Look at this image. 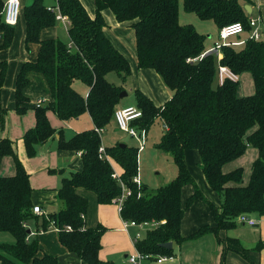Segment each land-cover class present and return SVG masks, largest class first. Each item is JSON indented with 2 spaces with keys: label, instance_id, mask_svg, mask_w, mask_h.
<instances>
[{
  "label": "trees",
  "instance_id": "obj_1",
  "mask_svg": "<svg viewBox=\"0 0 264 264\" xmlns=\"http://www.w3.org/2000/svg\"><path fill=\"white\" fill-rule=\"evenodd\" d=\"M44 2L34 0L25 9L26 41L39 43L40 49L37 60L26 61L18 73L17 111L22 114L27 109L29 100L24 89L30 71L45 76L52 100L35 106L36 124L23 136L26 151L29 156L36 155L38 145L56 134L48 117L49 109L64 121L88 112L94 127L70 138L65 137L63 130L58 131V147L81 151L83 168L68 175L64 169L52 170L63 174L56 195L59 207L41 215L33 210L30 174L13 141L0 140V167L7 155H11L16 164L14 174L0 173V232L11 233L15 239L13 243L0 244L1 264H62L52 253L39 254L38 233L52 228L58 230L60 243L88 264H115L100 258L106 228L86 225L88 199L79 193L80 189L91 190L102 204L118 202L122 187L112 176L115 171L112 162L122 167L120 176L133 191L124 199L122 216L138 222H157V226L147 229L137 242L142 253L171 256L173 250L162 244L181 242L185 238L181 233L185 214L182 193L187 185H192L194 192L186 206L201 199L210 206L216 220V225L203 226L188 236L190 238L233 228L239 224L238 217L242 214L264 217V39L248 37L239 45L230 40L231 44L222 48L223 58L219 63L217 51L202 56L208 50L207 36L180 22V0H95L94 17L81 0H58L61 12L71 21L70 45L60 39L41 38L42 30L57 21L56 12ZM4 5L5 0H0L3 38L0 49L10 46L15 29L4 21ZM183 5L187 12L196 13L202 20H213L219 28L241 21L248 32L251 29L248 14L239 0H183ZM106 9L112 10L119 22L132 25L138 66L157 71L172 93L165 104L158 105L142 90H135L136 104L143 115L133 120L132 125L148 128L161 117L167 130L157 147L173 156L178 169L173 179L156 188L134 182L139 168V146L117 143L104 146L105 152L100 151L102 130L115 120L122 100L120 93L125 90L132 71L128 57L104 30ZM219 64L239 75L250 73L254 93L240 96V81L227 79L220 85ZM7 69V62L0 60L2 124L5 116L1 91ZM111 73H116L122 84L109 81ZM75 80L89 86L87 96L74 88ZM249 146L257 148L258 157L252 164L249 182L243 185V167L225 172L224 166L244 155ZM187 149L198 152L199 165L211 188L219 194L220 206L204 194L192 176L186 161ZM30 227H34V233L28 231Z\"/></svg>",
  "mask_w": 264,
  "mask_h": 264
},
{
  "label": "crops",
  "instance_id": "obj_2",
  "mask_svg": "<svg viewBox=\"0 0 264 264\" xmlns=\"http://www.w3.org/2000/svg\"><path fill=\"white\" fill-rule=\"evenodd\" d=\"M33 1L34 0H22V12H21L20 20L17 26L13 25L15 28L14 29L15 37L13 36V41L9 47L0 49V60L6 61L7 66H8L9 61L11 62V59L15 58L16 54H19V65H18L17 71L14 74V78L12 81H9V78H7L6 80V76H5L4 85L1 91V106H2V109L4 110L5 119H4V124H2L1 118H0V140L3 138H10L14 143V147H15V150L19 158L24 161L28 153L26 154L27 151H26L23 137L19 138V136H22V135L24 136L25 132L28 129L35 126L36 124L35 106L37 105L38 101L42 100V104L46 105L52 100V92L49 88V85H48V82L45 76L42 73H39L36 71H30L28 73L30 88H27L26 86L24 89V94L29 100L26 102L27 109L22 114L17 111L16 82H17L18 73L20 72L22 65L26 61H36L37 60L39 49H40L39 43L37 42L27 43L26 41V30H27L26 22L27 21H26V16H25V9L28 6H30L33 3ZM239 1L241 5L245 8L249 18L251 17L257 18L259 16L262 17L263 19L262 31H263L264 29V14H263L264 13V0H239ZM81 2L86 7L88 13L92 17H94L96 13L95 0H81ZM57 3H58V0H45L44 2V4L48 6V8L51 6L53 7L56 6ZM246 5H249L251 7V11H248L246 9ZM55 12H56L57 21L53 26L46 27L42 30L41 32L42 39H50V38L60 39L58 37L59 30L67 29V31H69V28L71 25L70 19L69 18H66L65 20L59 19L57 17L58 11L55 10ZM111 12L113 11L110 9H106L103 12L106 23H107V25L104 28L105 32L110 37L114 45L117 48H119L128 57V59L131 62V67L132 65L138 66L136 49L135 51L129 52L128 51L129 49L127 47V44L125 43V40H123L121 37H116L118 36L117 34L114 35L115 33H117V29L128 28L132 32L134 31V29L129 22H119L116 18V15L111 14ZM108 14L113 15L111 16V19H110L111 21L107 20L106 15ZM254 15H256L257 17H255ZM202 23H203L202 25L203 30L201 29V31L199 32L207 36L206 45H207V48L209 49L218 40L219 31L221 28H219L213 20H203ZM212 23L216 25L215 27L218 33L216 37L213 34H211L212 32L210 31L211 25H213ZM19 32L22 34V36L20 35L21 36L20 39H19ZM135 39H136V36H135ZM19 40H21L20 44H19ZM2 43H3V38L0 34V44ZM69 44L72 45L71 38H70ZM10 49L12 53L7 54V52ZM15 50L17 52H15ZM131 58H133V60ZM138 68L146 69V68H140L139 66ZM244 75H250L252 79V75L250 73L245 72L241 74L240 77ZM139 77H142L143 80H146V79L151 80L152 82H154L155 85L156 84L161 85L160 84L161 82H159L155 78V76H152V79H150V77L147 76L146 72H141L139 74ZM78 81L81 82L79 85V88L77 87ZM45 84L48 85L47 86L49 89L48 93L45 95H39L34 98L32 93H35L37 95L38 92L44 88ZM134 84L135 85L132 86L134 90V94H135L136 89H140L144 93H146L149 97H151L153 101L158 105L165 104L172 96V93L169 90L168 97L165 98V102L161 104L163 100L156 101L155 99L156 96L153 94V93L156 94V92H158L157 87H156V91L155 90L150 91L149 89H146L145 87L144 88L146 90H143L141 85H139V83H134ZM162 85H164V82H162ZM73 86L76 90H78L84 96H87L89 92V86L86 85L84 82H82L81 80H75L73 82ZM124 86L127 88L126 84ZM166 88L168 87L166 86ZM253 88H255V86H253ZM242 89L243 87L241 86V84H239L238 94L240 96L249 94V93H246ZM126 96H128V93ZM124 97L121 100L120 106L118 108L124 107V106H137L136 96L133 100H127V101L125 100ZM27 110H30L29 113H26ZM52 110L53 109L48 110V117H49V120L52 126L56 128L57 132L54 135V137L49 139L47 142L41 145H38L37 153H36L37 155H40V154L43 155L44 153H46L45 152L46 145L51 140L55 141L54 146L58 147V139H59L58 131L60 130H63V133L66 138H70L80 131L94 127L93 119L88 112L84 113L78 118H74L70 121H64L58 117V115L56 114L54 110L53 111ZM51 112H54L55 114L53 115L57 116V120L59 121V126L54 124L53 121L50 119ZM157 119H159V117ZM65 125H67L68 128H65L66 127ZM150 126L146 128L147 132ZM164 127L166 131L167 127L165 123H164ZM15 128L17 131H19L17 139L14 138L15 137L14 134H16L14 133ZM68 129L72 131L71 133L66 134V130ZM119 129L120 128L118 127L115 120H113L111 124L107 125L102 130V145L108 146V145H113L117 143L129 144L128 142L124 140L123 138L124 135L120 133ZM164 133L165 132H163V134ZM134 143L137 144V146H139V143L137 140ZM250 150H253L252 154L254 156V159H253V162H254L255 159L258 157V150L257 148L253 146H249L244 155H242L240 158L224 166L225 172L232 171L233 169H236L238 167H243L244 174H243V180L241 183L243 185H246L249 182L251 172H252L251 171L252 167H251V170L249 169L248 171H246V167L242 165L244 164V162H242L243 158L246 157L245 156L246 153ZM63 151H65L63 152L64 154L68 155V158H69L68 162L73 157H76L77 160L75 161V163L69 164L68 168L66 167L67 169L64 166L60 165L62 167H59L58 170L64 169V173L68 175L69 172L81 170L83 168V158L81 155V151H71V150H63ZM199 160L200 158L198 154V163H199ZM112 164L115 168V171L120 175L122 171V167L118 163L112 162ZM27 165H28L27 169H31V165L29 163H27ZM15 169H16V164H15L14 158L11 155L5 156L1 162L0 173L2 175H11L15 173ZM53 169H56V168H53ZM28 172L30 174V171ZM58 173L63 178V174L60 172ZM205 179H206V176H205ZM205 182L207 183V185L205 186V188H203L204 191L202 189L201 190L217 206H220L221 199H220L219 194L211 188L207 179ZM58 189L55 188V190L51 192L52 194L51 197H46L42 200L36 199L34 196L35 193L33 191L32 200H33L34 206L40 205L43 208V210L47 212L55 209L56 207H59V202L56 198ZM188 189L191 190L190 195L186 194V191H188ZM193 192H194V188L192 185H187L183 189L182 199H183V205L185 207V214L182 220L181 233L185 238L181 242L172 241V248H169L173 250L171 258H168L163 262H155L157 261L155 258L144 259L143 261H141L140 264H153V263H157V264H264V217L253 216L257 219L256 226H249L247 224H242L238 222L239 224L236 225L235 227L229 228V229H221L218 231V233L207 232L195 238L188 237L191 234L198 231L203 226L216 225L214 213L212 209L210 208V206L205 201L201 199H197L190 206H186V201L188 197L193 194ZM79 193L88 199V211L86 214V225L88 227H97L98 225H102L106 228L102 236V249L100 251V258L103 261H110L115 264H126L129 260L130 255L136 253L138 249L137 244L134 242V237L136 233L139 231V228L134 227V226H129L128 229L124 228V221L128 219H125L122 216L119 202H113L110 204H102L98 201L97 194L91 190L80 189ZM95 206H97L96 208L99 209V215L96 216L97 217L96 219H94L95 217L93 216V213H92ZM29 229L32 233H34L33 231L34 227L33 228L30 227ZM146 230L143 229L142 237L145 235ZM44 236H50V238L53 241V245H54V246L52 245L53 247L45 245L43 243ZM38 238H39L40 247H41V250L39 252L40 255H43L44 253H52L60 259V262L62 264H88L84 259L78 256L76 253L70 252L66 247H64L60 243L59 236H58V230L56 228H52L48 231L39 232ZM117 256L119 257L115 258ZM129 262H132V261L129 260Z\"/></svg>",
  "mask_w": 264,
  "mask_h": 264
},
{
  "label": "rangeland",
  "instance_id": "obj_3",
  "mask_svg": "<svg viewBox=\"0 0 264 264\" xmlns=\"http://www.w3.org/2000/svg\"><path fill=\"white\" fill-rule=\"evenodd\" d=\"M179 11H180V14H179L180 22L183 25H191L194 28H196L198 31H201L203 20L196 13L187 12L184 9L183 0H180ZM111 14L114 15L113 12H111ZM111 14L106 15L108 21H111L110 20L111 16H113ZM254 16L257 17L256 15ZM17 24H15L14 26H17ZM212 24L213 25H211L210 31L212 32L211 34H213L216 37V35L218 34L217 29L215 27L216 25L214 23ZM133 32L135 34V30ZM133 32L128 28H124V29H117V33L114 34V35L116 34L118 35L116 37H121L123 40H125V43L127 44L129 52L135 51L136 49V39H135ZM262 32H263L262 38L264 39V29ZM20 35L22 36V34L19 32V39L21 37ZM249 36H250L249 32L245 31L240 37H233L231 38V40L233 42H240L241 40L248 38ZM14 37H15V34H14ZM58 37L60 38V40L66 41V43L70 42V34H69V31H67V29L59 30ZM20 42L21 40H19V44ZM15 52L17 51L15 50ZM9 53H12L11 49L7 52V54ZM131 59L133 60V58ZM18 65H19V54H16V57L11 59V62L9 61L8 63L6 80L7 78H9V81L13 80L14 74L18 69ZM141 72H146L147 76H149L150 79H152V76H155V78L159 82H161L160 83L161 85H158V84L155 85L154 82L148 79L143 80L142 77H139V74ZM108 80L116 84H122L121 79L118 77L116 73L109 74ZM162 82H164V80L157 71L148 69V68L139 69L138 66L132 65L131 74L128 77V81L126 82L127 88L125 87V90L127 91L128 96H125L124 98L126 101L133 100L135 98V94H134V90L132 86L135 85L134 83H139V85H141L143 90L149 89L150 91H154V90L156 91V87H157L158 92H156V94L153 92L152 93L156 96V97L154 96L156 101L163 100V102H161L162 104L165 102V98L168 97V93H169V89L166 88L165 82H164V85H162ZM80 83H81L80 81L77 82L78 88H79ZM240 84L243 87L242 90H244L246 93H249V94L254 93L255 91V88H253L254 82H253V78L251 79L250 75L241 76ZM29 85H30V82L27 85V88H30ZM47 86L48 85L45 84L44 88L41 91H39L37 95L35 93H32L33 97L35 98L39 95L47 94L49 90ZM29 111L30 110H27L26 113H29ZM53 114L55 113L54 112L50 113V119L53 121L54 124L59 126V121L57 120V116ZM65 126H66L65 128H68L67 125ZM121 130L122 129H119L120 133L124 135L123 138L126 142L129 143V145H137L134 143L136 141L134 137L131 138V135L128 132L124 130L121 131ZM71 131L72 130H69V129L66 130V134L71 133ZM163 132H165L164 120L161 117H159V119H156L151 124L147 132L148 136L146 138L145 147L141 149L139 152L138 174L142 182L141 186L145 184L149 188H156L157 186L168 183L178 173V169L175 164L173 156L166 152L161 151L157 147L158 141L161 139ZM14 133H16L14 134L15 135L14 138L17 139L19 131H17L16 128L14 129ZM21 137H23V135L19 136V138ZM54 144H55V141L51 140L46 145V151H45L46 153H44L43 155L36 154L34 156H29L26 152L27 156L25 158V161L21 160L24 166L26 167V169L28 168L27 163L31 165V169H27V170L30 171L31 184L33 186V191L35 193L34 196L36 199H39V200H42L46 197H51L52 195L51 192H53L55 188L58 189L62 184V177L61 175H59L58 173L59 171H52L53 168H56L55 170H58V168L62 166H64L65 168L66 167L68 168L69 164L75 163V161L77 160L76 157H73L68 162V159H69L68 155L63 153L65 151L61 150L57 146L55 147ZM252 152L253 150L248 151L245 155L246 157L243 158L242 160V162H244V164L242 165L246 167V171H248L249 169L251 170V167H252V163L254 159ZM186 161H187V164H188V167H189V170L192 176L196 180L198 186L203 190V188H205L207 183L205 182L206 181L205 175L198 163V154L195 149L186 150ZM190 191L191 190L188 189V191H186V194L190 195ZM96 207L97 206L94 207V210L92 212L93 216L95 217L94 219H96L97 218L96 216L99 215V209H97ZM14 241H15L14 236L11 233L0 232V244L13 243ZM43 243L48 246L53 245V241L50 238V236H44ZM118 257L119 256L115 258H118ZM126 264H134V263L129 262L128 260ZM153 264H157V263H153Z\"/></svg>",
  "mask_w": 264,
  "mask_h": 264
},
{
  "label": "built area",
  "instance_id": "obj_4",
  "mask_svg": "<svg viewBox=\"0 0 264 264\" xmlns=\"http://www.w3.org/2000/svg\"><path fill=\"white\" fill-rule=\"evenodd\" d=\"M50 10H57L58 15L57 17L59 19L65 20L66 18H69L67 15H64L60 11V5L57 3L56 6L49 7ZM22 12V0H6L4 9H3V18L4 21L10 25H15L18 23L20 16ZM70 19V18H69ZM251 29L249 30L250 38L261 40L263 36L262 32V24L263 19L262 17L257 18H249ZM247 29L245 28V25L241 21H235L228 23L224 25L220 31H219V37L218 40L214 43V45L209 48L205 53L202 54L204 56L208 52L217 51L218 53V59L219 63L221 62V59L223 58L222 48L225 45L231 44L230 40L233 37H237L242 35ZM248 32V31H247ZM244 41L241 40L240 42H234V44H242ZM191 60V59H189ZM218 83L220 85H223L224 82L227 79H230L232 81H240V75L233 72L228 66L219 64L218 67ZM42 103V100L38 101V104ZM143 115V112L140 108L137 106H124L120 107L115 112V121L118 125V127L126 132H128L132 137H134L138 143H139V151L145 147L146 138H147V129L146 128H138L134 125H132V121L140 118ZM100 151L105 152L104 146L101 145ZM114 178H116L121 187H122V193L121 196L118 198V202L120 204V210L123 208L124 199L131 195L133 193L132 189L129 188L124 180L121 178V176L115 171L112 175ZM134 182L137 183V185L141 186L142 182L140 179L139 174L134 176ZM34 212L37 214H45V211L40 205H35L33 208ZM238 222L242 224H247L250 226H256L257 225V219L253 216H249L247 214H242L238 217ZM129 226H134L139 228V231L136 233L134 237V242L137 244V242L142 238V231L143 229H150L157 226V222H138L136 220H125L124 221V228L128 229ZM68 229H71V226H68ZM155 258L157 262H163L168 258H171V256L166 255H158L154 256V254H145L140 252L138 249L136 253L130 255L129 260L132 261L135 264H140L142 260L144 259H151Z\"/></svg>",
  "mask_w": 264,
  "mask_h": 264
},
{
  "label": "water",
  "instance_id": "obj_5",
  "mask_svg": "<svg viewBox=\"0 0 264 264\" xmlns=\"http://www.w3.org/2000/svg\"><path fill=\"white\" fill-rule=\"evenodd\" d=\"M246 9H247L248 11H251V7H250L249 5H246ZM126 95H127V91H126V90H123V91L120 93V97H121V98H123V97L126 96ZM28 231L31 232L30 229H29ZM162 245H163L164 247H166V248H172V241L165 242V243H163Z\"/></svg>",
  "mask_w": 264,
  "mask_h": 264
}]
</instances>
